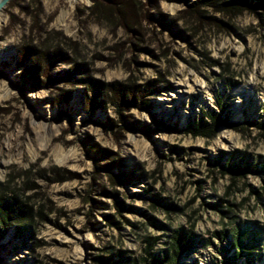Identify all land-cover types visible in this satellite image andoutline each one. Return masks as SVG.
Returning <instances> with one entry per match:
<instances>
[{"label":"rangeland","instance_id":"1","mask_svg":"<svg viewBox=\"0 0 264 264\" xmlns=\"http://www.w3.org/2000/svg\"><path fill=\"white\" fill-rule=\"evenodd\" d=\"M0 264H264V0L7 2Z\"/></svg>","mask_w":264,"mask_h":264},{"label":"trees","instance_id":"2","mask_svg":"<svg viewBox=\"0 0 264 264\" xmlns=\"http://www.w3.org/2000/svg\"><path fill=\"white\" fill-rule=\"evenodd\" d=\"M6 206L9 208L10 211H18L19 208H20V207L18 208V206L16 205L15 201H13V200L7 201L6 202ZM19 221L21 222V220H19V218L17 217L16 222L19 223Z\"/></svg>","mask_w":264,"mask_h":264},{"label":"water","instance_id":"3","mask_svg":"<svg viewBox=\"0 0 264 264\" xmlns=\"http://www.w3.org/2000/svg\"><path fill=\"white\" fill-rule=\"evenodd\" d=\"M10 0H0V11L2 10V8L7 4V2H9Z\"/></svg>","mask_w":264,"mask_h":264}]
</instances>
